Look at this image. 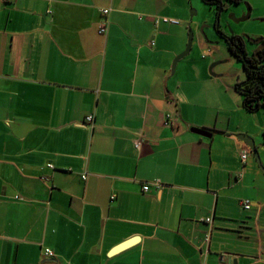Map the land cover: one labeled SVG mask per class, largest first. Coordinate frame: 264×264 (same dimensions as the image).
<instances>
[{
    "label": "crops",
    "instance_id": "crops-1",
    "mask_svg": "<svg viewBox=\"0 0 264 264\" xmlns=\"http://www.w3.org/2000/svg\"><path fill=\"white\" fill-rule=\"evenodd\" d=\"M192 5L0 3V264H264V176L234 115L252 113L222 72L171 73L185 34L155 23ZM221 90L237 110L209 103Z\"/></svg>",
    "mask_w": 264,
    "mask_h": 264
},
{
    "label": "rangeland",
    "instance_id": "rangeland-1",
    "mask_svg": "<svg viewBox=\"0 0 264 264\" xmlns=\"http://www.w3.org/2000/svg\"><path fill=\"white\" fill-rule=\"evenodd\" d=\"M225 6H227V9L221 12L217 27L215 11L210 6L204 5L201 0H193V5L186 9L188 20L186 24L178 20L186 38L184 50L188 41L189 29L193 34L191 51L182 60L189 61L192 64L191 67H197L201 71L207 72L208 75H216L215 72L226 74V76L221 78L222 86L227 92L233 91L240 99L241 96L235 92L234 86L236 83L244 82L245 72L242 65L226 48L223 36L236 35L242 37L247 49H252L253 45L249 39L264 38V21H261L264 18L258 17V15L264 13V5L257 0H242L240 4ZM248 8L251 9L249 19L244 22H237ZM203 56H206V59H202ZM222 91L224 90H221V98L213 97L209 100V103L213 104L215 102L222 109L233 108L237 110L235 108L237 103H234V107L228 94ZM234 115H236V121H239V124L244 123L243 126L249 131V135L245 136L254 142L260 165H258L254 155L247 148L249 151L248 155L264 176L262 164L264 162V107H260L248 117L243 114L239 117V112L234 113ZM240 129L242 130L243 128L240 127ZM260 167H262L263 171Z\"/></svg>",
    "mask_w": 264,
    "mask_h": 264
},
{
    "label": "trees",
    "instance_id": "trees-1",
    "mask_svg": "<svg viewBox=\"0 0 264 264\" xmlns=\"http://www.w3.org/2000/svg\"><path fill=\"white\" fill-rule=\"evenodd\" d=\"M201 1L204 3V5L210 6L215 11L216 26L217 20H219L220 14L224 10L225 5L240 4L242 2V0ZM223 39L226 48L230 54L234 56L236 60L242 65L245 72L244 82H240L238 84L236 83L234 90L239 96H241L242 106L244 109L249 113H253L260 107H264V52H258L257 56H255L254 52H248L246 50L245 44L243 43L242 37H238L236 35L223 36Z\"/></svg>",
    "mask_w": 264,
    "mask_h": 264
},
{
    "label": "built area",
    "instance_id": "built-area-1",
    "mask_svg": "<svg viewBox=\"0 0 264 264\" xmlns=\"http://www.w3.org/2000/svg\"><path fill=\"white\" fill-rule=\"evenodd\" d=\"M11 1L12 0H0V3H10ZM100 13H101V21L98 23L97 31H98L99 35L104 36V35L107 34V30H108V25H109L108 17H109L110 9H102V10H100ZM158 20L161 21L164 24H170V25H179L180 24V22L177 19H173V18L163 17L161 19H155L156 22L155 21L154 22L157 23ZM150 46H153V43H150ZM202 58H206V56H203ZM86 121L92 123L93 117L92 116L87 117ZM165 125H167V126L170 125V116L169 115L166 116ZM140 145H141L140 142H135L134 143L135 148H139ZM241 158L243 160H245L247 158V153L246 152L243 153ZM86 178L87 177L84 176L83 180H86ZM154 185L156 187H160V183L158 181H154ZM143 190L144 191H148L149 190V186L144 185L143 186ZM240 206L243 209H245V210H249L250 202L247 201V200L241 201L240 202ZM211 222H212V218L209 217V218L205 219V223L208 225V230H207L208 232L206 234V239H205V242H207V243L209 241V233H210L209 225L211 226ZM43 254H44V256L46 258L54 257L53 252L51 250H49V249H46Z\"/></svg>",
    "mask_w": 264,
    "mask_h": 264
},
{
    "label": "water",
    "instance_id": "water-1",
    "mask_svg": "<svg viewBox=\"0 0 264 264\" xmlns=\"http://www.w3.org/2000/svg\"><path fill=\"white\" fill-rule=\"evenodd\" d=\"M224 9H227V6H225ZM250 10L251 9L248 8L246 10V12L243 14V16L240 19H238L237 22H244V21L248 20L250 17ZM218 21L219 20H217V27H218ZM261 21H264V20L262 19ZM192 41H193V34H192V31L189 29L188 41H187L186 48L178 57L175 58V60L172 64L171 73L174 72L175 66L178 63V61L183 59L184 57H186L190 53L191 47H192ZM249 41H251V43H253L254 45H259L257 48V51L260 49H264V38H260L257 40L249 39ZM191 132L198 134V135H201V136H204V137H208V138L211 137V134L204 132V131H200L198 129H192ZM237 139L242 141L247 146V148L250 150L251 154H253L255 159L257 160L258 165H260L259 157H258L256 148L254 146V142L249 137H247L245 135H238ZM260 169L263 171L262 167H260ZM263 173H264V171H263Z\"/></svg>",
    "mask_w": 264,
    "mask_h": 264
},
{
    "label": "flooded vegetation",
    "instance_id": "flooded-vegetation-1",
    "mask_svg": "<svg viewBox=\"0 0 264 264\" xmlns=\"http://www.w3.org/2000/svg\"><path fill=\"white\" fill-rule=\"evenodd\" d=\"M243 43L245 44L246 50H247L248 52H254L255 56H257V53H258V52H264V49H260V50L257 51V48H258L259 45H254V44L252 43L253 48L250 49V50H248V49H247V46H246V43H245L244 40H243ZM263 54H264V53H263Z\"/></svg>",
    "mask_w": 264,
    "mask_h": 264
}]
</instances>
